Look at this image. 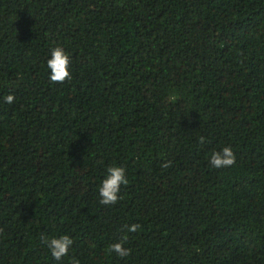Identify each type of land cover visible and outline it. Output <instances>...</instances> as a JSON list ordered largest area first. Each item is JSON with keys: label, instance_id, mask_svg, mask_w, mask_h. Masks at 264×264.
Segmentation results:
<instances>
[{"label": "trees", "instance_id": "16d2710c", "mask_svg": "<svg viewBox=\"0 0 264 264\" xmlns=\"http://www.w3.org/2000/svg\"><path fill=\"white\" fill-rule=\"evenodd\" d=\"M111 166L129 183L103 205ZM73 257L264 264V0H0V264Z\"/></svg>", "mask_w": 264, "mask_h": 264}, {"label": "clouds", "instance_id": "9594fccd", "mask_svg": "<svg viewBox=\"0 0 264 264\" xmlns=\"http://www.w3.org/2000/svg\"><path fill=\"white\" fill-rule=\"evenodd\" d=\"M47 67L50 69L49 79L52 83L63 84L65 81L72 79L70 71L69 55L61 47H55L51 52V57L47 60ZM14 96L9 94L5 97L6 103H12ZM205 138L201 137L200 142L204 143ZM209 163L213 168H228L236 163V156L231 146H225L220 151H215L209 158ZM171 162H165L162 167H169ZM129 181L125 174V169L120 166H111L107 168V175L102 180L99 194L100 203L103 205H114L120 199L121 185H128ZM127 232H136L141 226L139 224L126 225ZM127 232L122 236L119 242L110 245V250L114 251L120 257H127L130 254V249L124 247L127 241ZM42 241L47 244L51 251V255L56 260H61L69 254V249L73 244V240L68 235H63L58 238L42 237ZM72 264H80L75 257L72 258Z\"/></svg>", "mask_w": 264, "mask_h": 264}]
</instances>
